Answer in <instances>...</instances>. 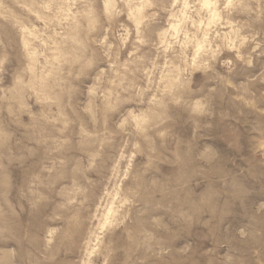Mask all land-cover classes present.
Returning <instances> with one entry per match:
<instances>
[{"label":"clouds","instance_id":"1","mask_svg":"<svg viewBox=\"0 0 264 264\" xmlns=\"http://www.w3.org/2000/svg\"><path fill=\"white\" fill-rule=\"evenodd\" d=\"M0 264H264V0H0Z\"/></svg>","mask_w":264,"mask_h":264}]
</instances>
